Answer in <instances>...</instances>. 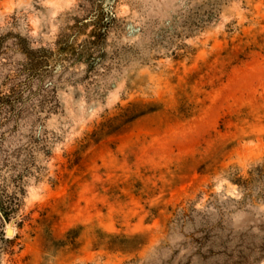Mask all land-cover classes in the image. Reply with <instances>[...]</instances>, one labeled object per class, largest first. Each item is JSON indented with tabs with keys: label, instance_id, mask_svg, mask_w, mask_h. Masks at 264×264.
Wrapping results in <instances>:
<instances>
[{
	"label": "rangeland",
	"instance_id": "rangeland-1",
	"mask_svg": "<svg viewBox=\"0 0 264 264\" xmlns=\"http://www.w3.org/2000/svg\"><path fill=\"white\" fill-rule=\"evenodd\" d=\"M104 3L0 0V264H264V0Z\"/></svg>",
	"mask_w": 264,
	"mask_h": 264
},
{
	"label": "trees",
	"instance_id": "trees-1",
	"mask_svg": "<svg viewBox=\"0 0 264 264\" xmlns=\"http://www.w3.org/2000/svg\"><path fill=\"white\" fill-rule=\"evenodd\" d=\"M114 1L115 0H105L104 18L102 19L103 20L102 22L97 23V27H96L97 31L93 33L94 34L92 35L93 38H96L97 36L100 35L103 36L106 33L108 26L111 24L110 21H112V18L114 16L111 11ZM98 33H100V35ZM97 43L95 42L92 45L95 46Z\"/></svg>",
	"mask_w": 264,
	"mask_h": 264
},
{
	"label": "water",
	"instance_id": "water-1",
	"mask_svg": "<svg viewBox=\"0 0 264 264\" xmlns=\"http://www.w3.org/2000/svg\"><path fill=\"white\" fill-rule=\"evenodd\" d=\"M10 234V231L8 230V235Z\"/></svg>",
	"mask_w": 264,
	"mask_h": 264
}]
</instances>
